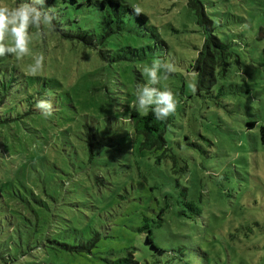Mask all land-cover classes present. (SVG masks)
Wrapping results in <instances>:
<instances>
[{
  "label": "rangeland",
  "instance_id": "1",
  "mask_svg": "<svg viewBox=\"0 0 264 264\" xmlns=\"http://www.w3.org/2000/svg\"><path fill=\"white\" fill-rule=\"evenodd\" d=\"M121 1L139 6L166 42L144 47L150 61H101L75 41L58 42L46 25L29 28L37 50L20 60L4 56L3 66L28 71L32 57L43 55L38 73L54 72L65 96L45 119L29 97L42 91L37 82L4 88L14 107L10 103L0 121L7 148L0 150V264H103L126 250L139 264H264V0H203L216 33L233 51L211 93L188 87L204 33L186 0ZM60 6L58 14H71L57 11ZM157 58L176 65L159 86L178 101L166 139L187 170L173 167L169 157L158 165L155 153L131 150L115 162L102 153L83 158L78 170L55 169L54 162L62 163L58 149L68 148L69 160L80 156L74 130L102 123L98 108L105 98L112 103L101 111L128 130L121 117L135 104L137 84L148 82L142 67ZM91 237L97 240L90 252L79 248Z\"/></svg>",
  "mask_w": 264,
  "mask_h": 264
},
{
  "label": "trees",
  "instance_id": "2",
  "mask_svg": "<svg viewBox=\"0 0 264 264\" xmlns=\"http://www.w3.org/2000/svg\"><path fill=\"white\" fill-rule=\"evenodd\" d=\"M186 3L204 33L203 43L201 47L196 48V56L191 64L195 74H198L196 92L211 93L218 80L225 77L229 70L230 59L233 54L232 45L231 42L223 40L216 33L214 20L203 0H186ZM47 4L54 8H57L58 4H62L57 11L68 9L71 13L69 16L55 13L56 20L53 22L55 24L53 29L56 36L52 35L51 37L57 41L58 38L71 42L75 41L82 46L81 49L83 50L93 49L101 61L117 65H125L129 60L141 61L144 58L150 61L148 60L151 58L150 55L142 52L144 47L150 48L149 44L152 43L157 47L159 46V48L167 46L156 27L149 23L146 13L141 10V13L136 15L133 11L136 6L123 3L121 0H47ZM132 22L135 29L132 27ZM144 36L148 37L145 43ZM142 43L144 44L142 45ZM29 45L31 52L39 47ZM121 49L124 51L129 50L136 58L130 59L125 52H120ZM0 58L1 122L6 120L10 103H13V99L11 101L10 97L11 91L4 90L5 87L7 89L12 88V83H25L28 86V80H32L37 82L38 89L42 87L40 92L37 90L32 94L29 93L31 103L34 101L36 103L38 99L48 97L52 99L55 108L56 99L65 96V91L57 88L62 84L54 72H51V75L44 72L33 76L26 68H20L14 64L3 66V61L6 58ZM221 92L222 88L218 89V93L221 94ZM33 99L34 101H32ZM111 103L112 97L110 96L100 103L102 107L98 108V111L102 117L101 124L85 123L83 128L74 130V136L82 146L79 157L76 155L75 160L73 158L69 160L68 156H65L68 148L64 147L63 152H60V149L57 150L62 163L59 165L54 162L55 169L59 166L62 173L78 170L86 163L83 158L90 159L102 153H105L111 162H115L123 153L131 150L138 153H155L154 160L158 165H161L169 157L173 162V167L187 170V164L180 162L168 148L166 132L171 120L170 116L166 121H158L151 112L145 115L133 105L129 111V116L126 115L127 122H129L128 130H121L107 117L108 114L105 115L106 111H101L103 107L109 108ZM13 104L10 107L13 108ZM260 131L261 139L264 141L263 126ZM3 143L0 141L2 152L3 150L7 151ZM53 148L56 150L54 145ZM72 150L74 151L73 155H75L77 153L76 148ZM66 182H64V185ZM147 239L152 242L149 236ZM88 240L86 244H82L79 248L90 252L92 246L96 243L97 237H91ZM66 247L69 250L76 249L75 247ZM103 261V264H139L134 252L131 250H126L125 254L115 258H103Z\"/></svg>",
  "mask_w": 264,
  "mask_h": 264
},
{
  "label": "clouds",
  "instance_id": "3",
  "mask_svg": "<svg viewBox=\"0 0 264 264\" xmlns=\"http://www.w3.org/2000/svg\"><path fill=\"white\" fill-rule=\"evenodd\" d=\"M136 15L141 13L139 6L133 8ZM56 9L47 4V0H19L15 6H10L7 0H0V57L14 56L17 60L29 55L31 37L29 28L48 26L55 28ZM247 25H245L246 27ZM28 71L33 76L43 68V55L32 57ZM176 71L175 62L171 59H154L150 65L142 67V73L147 76L148 82L137 84L135 89L134 107L145 115L149 112L158 121H166L177 108L175 94L168 88L159 86L161 80H167ZM198 74L188 80L191 92L197 91ZM35 108L48 119L55 111L51 98H41L35 103ZM121 111H123L121 109ZM122 120L126 117H121Z\"/></svg>",
  "mask_w": 264,
  "mask_h": 264
}]
</instances>
